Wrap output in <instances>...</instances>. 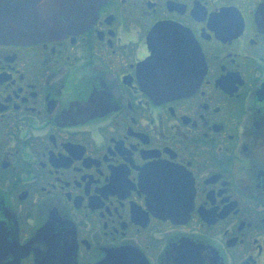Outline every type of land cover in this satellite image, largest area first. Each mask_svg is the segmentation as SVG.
<instances>
[{"label":"flooded vegetation","instance_id":"flooded-vegetation-1","mask_svg":"<svg viewBox=\"0 0 264 264\" xmlns=\"http://www.w3.org/2000/svg\"><path fill=\"white\" fill-rule=\"evenodd\" d=\"M264 0H108L0 43V264H264ZM196 74L149 81L152 42Z\"/></svg>","mask_w":264,"mask_h":264},{"label":"water","instance_id":"water-1","mask_svg":"<svg viewBox=\"0 0 264 264\" xmlns=\"http://www.w3.org/2000/svg\"><path fill=\"white\" fill-rule=\"evenodd\" d=\"M108 0H0V43L30 44L61 39L91 25ZM259 18L264 22V3ZM152 42L149 81L160 95L177 94L197 78L183 68L172 44Z\"/></svg>","mask_w":264,"mask_h":264}]
</instances>
